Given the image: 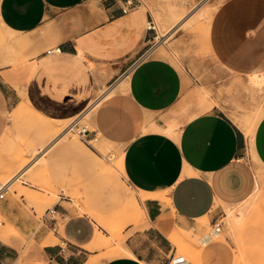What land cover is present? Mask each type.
Segmentation results:
<instances>
[{"label": "crops", "instance_id": "1", "mask_svg": "<svg viewBox=\"0 0 264 264\" xmlns=\"http://www.w3.org/2000/svg\"><path fill=\"white\" fill-rule=\"evenodd\" d=\"M122 4L0 0V21L14 33L9 42L22 52L0 65V139L7 129L36 120L33 112L53 121L86 118L89 137L100 135L123 146L121 171L140 191L149 223L123 242L129 253L119 248L99 264H163L173 257L193 264L177 255L172 237L197 229L201 217L207 220L203 226L208 218L214 224L219 196L234 200L245 193L233 169L249 150L264 166V115L250 143L227 113L184 108L186 75L163 49L162 55L152 54L155 38L145 26L148 13L140 5L123 12ZM211 40L228 71L264 75V0H226L212 22ZM54 47L60 50L50 52ZM199 104L210 108L202 97ZM260 181L264 176L257 175L255 188ZM26 203L24 196L14 201L5 195L0 210L11 226L42 241L43 226L37 228ZM84 222L71 216L65 226L70 239L43 244L44 264L91 262L84 244L100 248L107 240L99 242ZM201 241L204 264L233 263L228 244L214 241L210 233ZM21 245L19 237L0 236V264H15Z\"/></svg>", "mask_w": 264, "mask_h": 264}, {"label": "rangeland", "instance_id": "2", "mask_svg": "<svg viewBox=\"0 0 264 264\" xmlns=\"http://www.w3.org/2000/svg\"><path fill=\"white\" fill-rule=\"evenodd\" d=\"M225 2L139 0V5L148 13L145 26L153 18L158 27V37L151 48L156 51L152 54L162 55L159 52L163 49L187 77L183 107L192 113L223 111L240 125L246 117L255 118L264 111V83L258 85L248 73H232L218 60L211 26ZM12 34L0 21V65L22 54L20 48L9 42ZM201 97L203 105L210 108L200 106ZM32 116L36 120H26L24 128L7 129L0 139V183H10L7 198L15 201L25 197L26 210L36 218L37 228L43 226V240L38 241L34 233L26 236L11 226L1 210L0 236L8 233L21 239L15 264H35L41 260L43 244L70 239L65 226L75 216L85 219L84 224L90 226L89 234L93 231L98 240L102 237L107 240L101 243L105 247L100 248H89L90 241L84 244L89 252V264H99L110 258L111 253H118L131 234L149 226L140 191L118 167L123 146L100 135L83 137L79 128L70 129L76 118L55 122L34 112ZM79 118L81 125H89L86 118ZM43 121L47 124L44 127ZM61 135V139L50 145ZM233 173L239 185L247 190L238 199L217 198V218L224 222L218 235L213 234L214 225L209 218L202 228L183 232L174 229L176 240L172 241L177 255L185 256L193 264H204L205 246L201 238L207 233L212 234L214 241L232 247V264H264V181L255 188L258 173L264 176V166L249 150ZM54 205L60 212L64 211L58 232L43 220L46 210ZM235 213L240 214L239 218L231 219L230 214Z\"/></svg>", "mask_w": 264, "mask_h": 264}, {"label": "built area", "instance_id": "3", "mask_svg": "<svg viewBox=\"0 0 264 264\" xmlns=\"http://www.w3.org/2000/svg\"><path fill=\"white\" fill-rule=\"evenodd\" d=\"M123 4L121 6L122 11L123 12H128L131 9H133L134 7L139 5V0H122ZM148 24H147V29L148 30H152L154 32H156V35H154V38L158 37L157 31H158V27L157 24L155 22V20L153 18L148 19ZM60 50V47H54V48H50L49 51H58ZM78 120L79 117H77L75 120H73V123L71 125V129L73 128H79V133L85 137L88 138L89 135L87 134L88 132V127L86 125H79L78 124ZM9 181H6L4 183H1L0 185V197H4L6 195V192L9 189ZM62 217V214L60 212V210L56 207V205L49 207L44 216H43V220L46 221L47 224H49L51 226V228L53 230H55L56 232H58L59 229V219ZM214 232L219 233L224 225V222L222 219H217L216 221H214ZM163 264H181L179 259L176 258H170L169 260H167L166 262H164Z\"/></svg>", "mask_w": 264, "mask_h": 264}, {"label": "bare ground", "instance_id": "4", "mask_svg": "<svg viewBox=\"0 0 264 264\" xmlns=\"http://www.w3.org/2000/svg\"><path fill=\"white\" fill-rule=\"evenodd\" d=\"M163 35V34H162ZM251 78H253V81L255 82V83H257L258 85L259 84H263L264 83V75H252L251 76ZM252 81V82H253ZM256 115V114H255ZM264 115V111H262V112H260L257 116H255V118H250V117H246L245 119H243L242 121H241V124H240V126L241 127H243V129L245 130V132L247 133V136H248V138H249V142L250 143H252V140H253V135H254V132H255V127H256V124H257V122L262 118V116ZM55 122H56V120H54ZM58 121H61V120H58ZM57 121V122H58ZM71 129V128H70ZM70 129H68V130H70ZM169 130V129H168ZM67 131H63V133H66ZM59 133V132H58ZM60 135V134H59ZM61 136H63V135H61ZM19 150V149H18ZM43 153V152H42ZM115 159V158H114ZM256 159L258 160V158L256 157ZM26 164V163H25ZM118 167H119V169L121 170V168H120V162L118 163ZM30 168V167H29ZM116 168V167H115ZM117 170V169H116ZM257 171H259V170H257ZM17 172V171H16ZM24 172V171H23ZM258 176L259 177H262V175L260 174V173H258ZM18 178V177H17ZM48 191V190H47ZM135 201H136V198H135ZM137 202V201H136ZM233 216V215H232ZM235 216V215H234ZM236 217V216H235ZM231 219H234V217H232ZM99 221H101V218H100V220ZM206 221L207 220H205V218L204 217H201V218H199V222H198V225L200 226V227H202L204 224H206ZM198 226V227H199ZM199 227V228H200ZM175 237L176 236H173L172 238H173V240L175 239ZM176 240V239H175ZM122 248L124 249V251H126V252H128L129 253V250L126 248V247H124V246H122ZM118 251H119V249H118ZM121 252V251H120ZM35 264H44V262H43V260L41 259V260H39V261H37Z\"/></svg>", "mask_w": 264, "mask_h": 264}]
</instances>
